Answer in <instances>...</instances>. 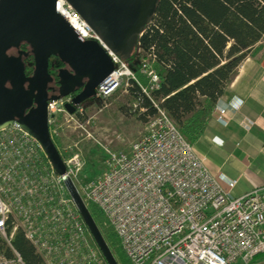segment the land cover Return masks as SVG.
<instances>
[{"label": "built area", "instance_id": "obj_1", "mask_svg": "<svg viewBox=\"0 0 264 264\" xmlns=\"http://www.w3.org/2000/svg\"><path fill=\"white\" fill-rule=\"evenodd\" d=\"M57 3V12L77 36L101 48L110 63L103 79L78 102L79 93L70 103L63 104L59 95L48 103L57 111L68 104L73 112L84 99L108 98L124 77L135 79V74L84 13L66 0ZM152 60H138L150 88L159 83ZM88 80L82 76L72 91L84 90ZM220 102L212 113L227 125L228 113L237 114L239 107ZM154 105L155 114L129 150L105 148L104 170L85 181L77 178L83 167L80 153L60 156V172L33 133L22 126L12 130L16 120L0 124V264H25L12 242L17 231L44 264H109L74 194L87 209L91 204L98 210L130 264H251L264 257V186L233 195L237 180L212 174L168 112ZM238 122L245 130L254 125L248 116Z\"/></svg>", "mask_w": 264, "mask_h": 264}, {"label": "trees", "instance_id": "obj_2", "mask_svg": "<svg viewBox=\"0 0 264 264\" xmlns=\"http://www.w3.org/2000/svg\"><path fill=\"white\" fill-rule=\"evenodd\" d=\"M263 33L264 0H156L137 43L140 60L153 58L151 66L159 83L150 88L149 78L137 62L130 65L135 79L129 78L126 88L138 108L144 109V118L155 114V102L194 142L204 133L217 101L225 94L232 71ZM26 60L32 65L24 71L31 75L33 58L30 55ZM62 71L57 67L51 74L62 79ZM81 91L78 87L71 92ZM50 138L55 146L52 133ZM60 154L64 158L69 155ZM12 242L25 264H44L21 231Z\"/></svg>", "mask_w": 264, "mask_h": 264}, {"label": "rangeland", "instance_id": "obj_3", "mask_svg": "<svg viewBox=\"0 0 264 264\" xmlns=\"http://www.w3.org/2000/svg\"><path fill=\"white\" fill-rule=\"evenodd\" d=\"M21 1L35 14H32V16L36 23L37 44L39 47H41L45 35L53 34L66 41L65 43L68 49H71L74 53L78 52L76 50L74 51L75 48H79L75 44L76 39L74 35L67 37L69 34V29L67 30V28L68 26L70 28L72 27L68 19L61 18L58 12H56L58 16L54 17L55 25L50 26L48 21L54 14L52 8L42 10L33 0ZM49 1L54 3L56 0ZM66 1L73 5L70 0ZM87 45L88 43H84V47L80 46L79 48L82 51V54H79L81 56V63H85L83 54L88 53L86 49ZM22 46V50L9 47L6 52L10 57H14L16 61L21 62L23 73L32 79L39 68L37 48L36 46L32 48L27 43L22 44ZM138 50L134 49L128 58L123 57V59L128 61L130 65L137 63L140 60ZM263 51L264 33L261 40L246 51L242 60L232 71L227 83V91L231 90L242 78L249 79L251 82L257 78L258 69L256 67V61ZM30 55L33 58L34 69L33 73L28 75L24 71V67L32 65L29 60H26L27 56ZM57 67H61L69 76L75 73V69L70 65V61L67 59L65 52L56 55L50 60L43 57L41 69L45 75L44 83L47 82V85L46 91L44 92L45 85L43 84L40 90L41 93L39 94L38 92V95H40V99L44 104L45 124L47 125L49 136L50 133L53 135L56 142L55 148L59 154L60 152L63 154L80 153L83 159V167L79 171L77 178L79 181H85L96 177L104 170V161L106 158L105 148L116 151L129 150L131 143L145 131L148 117H143L142 112L144 109L138 108L136 99L126 88L125 83L128 81L126 77L123 78L121 86L108 98L90 97L84 99L78 103V109L73 112H70L71 107L69 106L64 107L61 111L51 108L48 103L53 95H59L58 99L63 104L70 103L71 97L73 96L72 90L64 89L62 91L60 89L62 85H65V80L55 79L51 74V69L55 71ZM89 83H92L91 80H89ZM35 84L37 88V80ZM68 84H71L69 86L72 87L74 83L69 82ZM24 86L27 88L28 83ZM29 105L30 108L26 110L25 116L31 120L34 116L33 109L36 106L33 102H30ZM16 122L11 123L12 130L19 126H25L27 128L26 125L22 124L20 118L19 123ZM87 207L95 223L101 227L102 236L118 264H130L119 248L118 240L112 229L103 225L102 217L98 210L91 204ZM263 259L262 256L258 258L259 261ZM257 262L254 261L251 264H258Z\"/></svg>", "mask_w": 264, "mask_h": 264}, {"label": "bare ground", "instance_id": "obj_4", "mask_svg": "<svg viewBox=\"0 0 264 264\" xmlns=\"http://www.w3.org/2000/svg\"><path fill=\"white\" fill-rule=\"evenodd\" d=\"M35 3L42 9H53V15L48 23L55 25L54 17L61 16L57 12L59 3H51L49 0H34ZM121 0H73L75 4H82L87 8V16L90 18L91 26L103 36V39H112L113 42L106 44L115 54H130L138 40V36L143 32L145 24L149 22L150 13L156 0H134V6L130 9H123L119 3ZM60 8V7H59ZM34 12L29 9L21 0H0V124L6 123V116H10L11 120H16L18 116L24 125L35 128L37 134L42 140L51 146L49 138L47 137V128L45 125L44 104L38 95L44 84L45 75L41 69L43 57L45 52H65L67 59L72 63L75 68L70 80L67 82L74 83L82 76L88 75L94 80V69L99 68L100 55L97 53V47L91 43L93 51L83 54L85 63H81L82 51L80 46L84 47L85 41L75 33L74 27L68 26L67 30L71 32L79 48H75L73 52L67 48L66 41L58 38L53 34L45 35L41 47L37 44L36 23L33 19ZM62 18V16H61ZM30 41L37 48L38 54V72L35 74L36 84L27 91L22 86L21 77L17 76L14 72L13 63L14 57L6 54L4 47L6 44L17 45L19 41ZM26 42V41H25ZM39 47V48H38ZM88 47V45H87ZM12 48V47H11ZM89 55V56H87ZM11 80L9 84L5 82ZM7 84L9 90H7ZM71 85V84H69ZM27 96V100L34 101L36 108L33 109L34 116L29 120L23 113H16L13 107V101L20 95L22 91ZM41 92H39L40 94ZM14 116V117H13Z\"/></svg>", "mask_w": 264, "mask_h": 264}, {"label": "crops", "instance_id": "obj_5", "mask_svg": "<svg viewBox=\"0 0 264 264\" xmlns=\"http://www.w3.org/2000/svg\"><path fill=\"white\" fill-rule=\"evenodd\" d=\"M106 40L113 42L112 39ZM134 48L139 49L137 42ZM130 54L118 55L128 58ZM256 64L258 76L253 82L242 78L231 90L226 89L220 98V103L230 102L233 105H236V99L241 100L243 103L238 106V113H228L227 125L220 124L212 113L204 133L193 142L212 174L223 173L237 180L231 189L233 195L264 186V51ZM240 116L251 118L253 127L243 129L238 122ZM258 258L255 262H264V259L259 261Z\"/></svg>", "mask_w": 264, "mask_h": 264}, {"label": "water", "instance_id": "obj_6", "mask_svg": "<svg viewBox=\"0 0 264 264\" xmlns=\"http://www.w3.org/2000/svg\"><path fill=\"white\" fill-rule=\"evenodd\" d=\"M34 1V0H33ZM71 1V3L73 4V6L75 7V8H77L78 10H80L82 13H84L85 14V16H86V18H87V20L89 21V23L90 24H92L91 23V21H90V18L87 16V13H86V11H87V8L85 7V6H83L82 4H75L74 2H73V0H70ZM119 5H120V7L121 8H123V9H130L132 6H134V0H121L120 1V3H119ZM72 33L71 32H69V34L67 35V37H72ZM27 42L28 44H29V46H31L32 48L34 47V45L30 42V41H28V40H23L22 42ZM106 41V40H105ZM21 42V40L19 41V43L17 44V45H15L16 46V48H19V46H20V44L22 43ZM85 43H88V47L86 48L88 51H90V50H92L93 51V49L94 48H92L91 47V43L92 42H90V41H85ZM96 45V44H95ZM15 46H13V45H10V44H6L5 45V47H4V50L5 51H7V49L9 48V47H15ZM96 47H97V53L100 55L99 57H100V65H99V68H95L94 69V80H92L91 78H90V80H91V82L92 83H89V80L87 81V83H86V85H87V87L84 89V90H82L77 96H75V98H74V101L75 102H78L81 98H83L85 95H88L89 94V90L90 89H92V87L98 82V81H100L101 79H103V77L106 75V73L108 72V70H109V68H110V63H109V61H108V59H107V56L105 55V53H104V51L101 49V48H99L97 45H96ZM62 52H58V51H56V52H50V53H47V52H45V56H44V58L45 59H48L51 55H58V54H61ZM11 62L13 63V68H14V72H15V74L17 75V76H20L21 77V82H22V86L24 87V90H29L31 87H32V85L34 84L35 85V74L33 75V77H32V79H30L28 76H26L24 73H23V71H22V68H23V66L21 65V62L19 61H16L15 59L14 60H11ZM70 64H71V66L73 67V65H72V63L70 62ZM74 68V67H73ZM75 69V68H74ZM72 76L70 75H68V73L66 72V71H62V79L63 80H65V85H62L60 88H61V90L63 91L64 89L66 90V89H68V90H72L71 88V86H69V84H67V82L70 80V78H71ZM10 81L11 80H6L5 82H8L9 84H11L10 83ZM31 82V83H30ZM26 83H28V87L26 88L24 85L26 84ZM77 83V85L78 86H81L82 85V83L81 82H76ZM44 85H45V90H44V92L46 91V85H47V82H45L44 83ZM7 88V90H9L10 88H9V86H7L6 87ZM22 91H23V89H22ZM38 92H41V91H38ZM32 102H34V101H32ZM30 104V101L29 100H27V96H26V94L24 93V91L23 92H21V94L19 95L18 94V96L15 98V100L13 101V107H14V109L16 110V113H20V111L22 110L23 111V113L25 112V110H26V108L28 107V106H30L29 105ZM69 105L67 104V107H68ZM70 111H72L71 109H70ZM14 117V116H13ZM11 121H13V120H11L10 119V116H6V123H9V122H11ZM16 121H17V123H19V117L18 116H16ZM46 125V124H45ZM24 129H26V130H28L29 132H31V133H33L40 141H41V143L43 144V146H44V148H45V150H46V152H47V154H48V156L50 157V159L52 160V162L54 163V165L57 167V169L60 171V172H63L64 171V168H63V164H62V160H61V157H60V155H59V153H58V151L56 150V148H55V146H54V144L52 143V141H51V138H50V136H49V134H48V130H47V137L49 138V141H50V144L53 146V150H54V152L52 151V148H51V146L48 144V146H47V144L42 140V138L37 134V131H36V129L35 128H32V127H28V125H26V127L27 128H25V126H22ZM46 128H47V125H46ZM66 183H67V185H68V187L73 191V187H72V185H71V183H70V181L68 180V178H66ZM73 194H74V191H73ZM74 196H75V198H76V201H77V204H78V206H79V208H80V210H81V213H82V215H83V217H84V219H85V221H86V223H87V225H88V227H89V229H90V231H91V233H92V235H93V237H94V239H95V241L97 242V244L99 245V247L101 248V250L103 251V253L105 254V256H106V259H107V261H108V263L109 264H118L117 263V261H116V259L114 258V256H113V254H112V252L110 251V249H109V247H108V245L106 244V241L104 240V238H103V236H102V234H101V232H100V230L98 229V227H97V225H96V223H95V221H94V219H93V217L91 216V214H90V212L88 211V209L84 206V204L82 203V201L74 194Z\"/></svg>", "mask_w": 264, "mask_h": 264}, {"label": "clouds", "instance_id": "obj_7", "mask_svg": "<svg viewBox=\"0 0 264 264\" xmlns=\"http://www.w3.org/2000/svg\"><path fill=\"white\" fill-rule=\"evenodd\" d=\"M242 101L241 100H239V99H236V106H239V105H242Z\"/></svg>", "mask_w": 264, "mask_h": 264}, {"label": "flooded vegetation", "instance_id": "obj_8", "mask_svg": "<svg viewBox=\"0 0 264 264\" xmlns=\"http://www.w3.org/2000/svg\"><path fill=\"white\" fill-rule=\"evenodd\" d=\"M19 47H20V46H19ZM13 48H15V47H13ZM15 49H18V48H15ZM6 54L9 55L7 52H6ZM9 56H10V55H9ZM7 86H8V84H7Z\"/></svg>", "mask_w": 264, "mask_h": 264}]
</instances>
